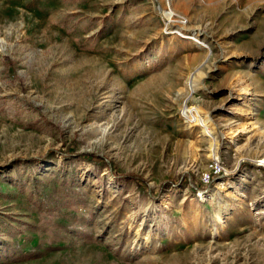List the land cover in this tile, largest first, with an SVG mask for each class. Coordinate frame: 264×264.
<instances>
[{"label":"rangeland","instance_id":"rangeland-1","mask_svg":"<svg viewBox=\"0 0 264 264\" xmlns=\"http://www.w3.org/2000/svg\"><path fill=\"white\" fill-rule=\"evenodd\" d=\"M259 166L264 0H0V264H264Z\"/></svg>","mask_w":264,"mask_h":264},{"label":"trees","instance_id":"trees-1","mask_svg":"<svg viewBox=\"0 0 264 264\" xmlns=\"http://www.w3.org/2000/svg\"><path fill=\"white\" fill-rule=\"evenodd\" d=\"M74 156L76 158H79V159H82V160H87V161H90V162H96V161H105L106 164L109 166L110 168V172L111 174L113 175L114 178L116 179H119V180H129V181H133L134 183H136L138 186H144L148 189V193L149 195L152 197V198H155V194H154V190L151 189L146 180L141 177V176H138L134 173H120V172H117V171H114L112 168H111V165L107 162V160L104 159L103 156L99 155V154H96L94 152H77V153H74ZM259 169H264V166H259ZM185 178V176H182L180 179L178 178L176 181H167L173 185H176L178 184L179 182H181L183 179ZM163 185V184H162ZM190 188L191 189H202L204 188L203 187V184L201 182H193L191 180V185H190Z\"/></svg>","mask_w":264,"mask_h":264},{"label":"bare ground","instance_id":"bare-ground-1","mask_svg":"<svg viewBox=\"0 0 264 264\" xmlns=\"http://www.w3.org/2000/svg\"><path fill=\"white\" fill-rule=\"evenodd\" d=\"M167 14H169V15H172V14H174V15H176L175 13H173L172 11H169V12H167ZM177 16V15H176ZM172 18V17H171ZM183 19V18H182ZM170 21V20H169ZM171 22H173V25L172 26H170L169 27V29H171V31L170 32H175V33H179V34H182V35H185L186 37H190V38H192L195 42H197L198 44H200V46L201 47H205V48H208V46L207 45H204L205 43H203V41H201L200 39H197L196 37H193V36H189V35H186L184 32L183 33H181V31H179V29H180V27L179 26H176L177 25V22H180V23H184L185 22V20H181V18L180 17H176V18H174V19H171ZM176 22V23H175ZM179 23V24H180ZM173 28H175V29H173ZM208 55V54H207ZM192 85H190V90H192ZM185 114H186V116H185V118H187L188 120H193V121H197V122H199V124L200 125H202L203 126V128H204V131L206 132V133H208V136H211V133H210V130L208 129V126H207V124H205V122H204V120L202 119V117H200V115L197 113V112H195V111H193V109H187L186 110V112H185Z\"/></svg>","mask_w":264,"mask_h":264}]
</instances>
